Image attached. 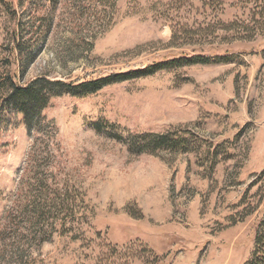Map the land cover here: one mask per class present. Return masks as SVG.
I'll use <instances>...</instances> for the list:
<instances>
[{
    "label": "rangeland",
    "instance_id": "rangeland-1",
    "mask_svg": "<svg viewBox=\"0 0 264 264\" xmlns=\"http://www.w3.org/2000/svg\"><path fill=\"white\" fill-rule=\"evenodd\" d=\"M69 9L31 49V0H0V264H244L264 213V0H119L111 22L80 32L88 45ZM160 63L51 99L48 172L89 210L69 232L31 240L9 219L33 138L6 101L8 79L76 82ZM173 133L185 147L149 145Z\"/></svg>",
    "mask_w": 264,
    "mask_h": 264
},
{
    "label": "trees",
    "instance_id": "trees-1",
    "mask_svg": "<svg viewBox=\"0 0 264 264\" xmlns=\"http://www.w3.org/2000/svg\"><path fill=\"white\" fill-rule=\"evenodd\" d=\"M119 0H31V49L38 40L46 39L55 25L56 13L62 5L70 7V24H74L81 45L91 43L80 32L91 27L103 26L111 22ZM23 28V26H20ZM16 36L17 43H24L22 31ZM22 37V38H21ZM22 39V43L19 39ZM26 43V42H25ZM80 43V42H78ZM165 64L143 66L126 72H113L105 76L76 82L47 81L36 79L26 85H18L10 78L7 81L6 101L24 117L33 147L29 155L31 166L24 181L25 190L20 192V203L10 212L9 219L19 224L25 223L31 240L48 241L57 230L69 232L71 225L86 217L87 209L84 195L75 186L60 182L53 173L48 172L51 165L50 144L55 139L57 127L47 121L44 109L51 99L69 94L85 97L103 88L151 76L164 68ZM151 137V136H150ZM177 149L185 147L183 136L177 133L158 134L151 138L149 145ZM40 146V147H39ZM58 225V226H57ZM60 227V228H58ZM244 264H264V213L257 224L254 247Z\"/></svg>",
    "mask_w": 264,
    "mask_h": 264
}]
</instances>
